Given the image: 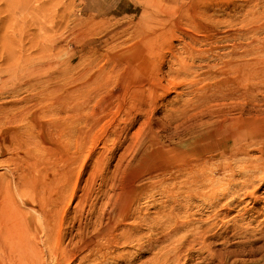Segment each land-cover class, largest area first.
<instances>
[{
    "label": "rangeland",
    "instance_id": "obj_1",
    "mask_svg": "<svg viewBox=\"0 0 264 264\" xmlns=\"http://www.w3.org/2000/svg\"><path fill=\"white\" fill-rule=\"evenodd\" d=\"M188 1L189 0H0V191H1L0 196L3 197L5 194L7 195V197L2 198V199L5 198L4 199L5 201L3 202V204H8V202L10 200L12 206H14V210L17 212L15 214V216H18L20 218V226H21L20 228L22 229L21 239L23 240V242L21 240V243L19 244V245H21L20 246L21 248L16 247V250L18 248L21 249L24 254L26 253V256H27L29 254L27 251L24 252L25 249L32 250V251L35 249V251L36 252L38 251L37 253H39L38 255H40V257H41V258L39 257L40 258L39 264H53L52 260H53L54 256L55 255L58 256L61 254V253H59L60 252L59 249L61 250L62 246H65L67 244L70 235L77 233L79 231L80 227H81V229H84V226H83L84 223L86 226L85 228H88L89 230H91L90 225H92L91 220L93 219V217L90 216L91 215L90 210H91V207L93 205L90 208L86 205L84 207L85 209H83L82 211L79 212V214L76 217L77 220L75 219V221H78V218H80L81 221L80 220L79 221L80 222L84 221V222L83 223L79 222L80 223L79 226H77V222H75L74 226L72 228L66 226V225H68V223H67V221H65V218H67V217L69 218L75 214V212H73L74 211L73 207H74V204L76 201L75 198L71 200L72 204L70 203V206L66 205V201H64L63 204L62 203L60 204L59 202H57L56 205H53V206L48 205V207L45 208L44 211L39 208V206L41 204L44 205L47 203V200L43 199V197H42V195L46 196V193H44L42 189H43V186L45 188V186L49 182V179L54 175L53 174V166L56 165V167L58 168L60 165L63 164V162L60 159L59 160L61 162H57V163L54 162V159H56V156L60 157L59 156L61 154L60 150H83L82 151L83 152L82 159L77 164V167H79V165H80L81 173H82V174L79 173V181L78 182L80 185L78 183H77V185L82 187L83 183H85L86 179H88V187L90 188L89 190L91 192V200L93 199V194H94V197H95L94 201H97L96 208H97V206H99L98 209L100 210V206H101V208L103 206H105L104 204H105V197H106L105 195L102 194V191L104 188L103 189H101V188L105 186V183L102 181L101 177L105 174L110 175L112 172H114L115 167L118 166L115 164L118 160L117 154H119V152H121V150H133V149L135 150V145L133 144L135 142L131 143L132 140L135 141L136 140L135 138L140 139V137L144 133L141 136H139V135L145 131H147L146 133H148L147 135H149L150 130L148 131L147 128L151 127V131H153L155 134L157 133L159 135L158 137L161 140H165V142L169 143L170 145H176V144L180 143L179 146L183 147L184 144L189 145V143H191L190 141L193 140L195 133L189 134L187 131H185V130L183 131L182 129H180L181 131L179 130V132L177 134H173V132H174L173 128L174 127H173V121L171 120L172 115H178L176 117V119L179 118V119H183V120H184V118L186 120V118L188 119L190 117V119L194 120L193 125L196 128H200L203 125V124L200 125L201 123H209L208 121H211V119L212 120L215 119V116H213V115L215 114V112L217 110H220V109L226 110L229 106L230 107L234 106V108H237L236 106H241V104H242L245 106L244 107L245 109L246 108L250 109L251 107H253L255 109V108H259L260 106L264 107V106H262V105H264V100H262V99H264V91H262V90H264V73L261 72V71H264V70H262V69H264V66H262V65H264V0H193V1L190 0V2H188ZM189 3H190V5L193 4L191 6H194L195 9H197V8L199 9L198 10L199 13H197L195 19H197V20L199 19L201 23L204 22V24L205 23L208 24L207 29L203 28L202 26H200L198 24H196L197 26L193 25L191 27V24L189 25V23H186L187 15L183 13V10H182V14H181L179 12L178 8L179 7H190ZM172 7L174 8L173 12H171V11H169V9H167V8L173 9ZM162 8H165L164 9L165 11L162 10ZM204 9H205V11H204ZM201 10H203L204 14L200 13ZM181 15H182V18L184 20L181 18ZM200 15L201 16L204 15V16H202L203 20H202ZM173 19L180 20V22L183 20V22H185V23L181 22V24H183L182 25L183 27L180 24L179 28L175 29L174 26L171 24ZM205 20H207L208 22H206ZM251 25H253V26H251ZM189 26H190V29H189ZM248 27L249 28L255 27V28H254V30L252 29L253 31L251 30L249 32L248 30H250L251 28L248 29ZM180 28H182V29H180ZM202 28L204 31L205 30L206 31L203 32ZM162 29H164V30H162ZM170 29L172 30V32L168 31ZM179 29L183 30V31L179 32L180 31ZM208 29H209V31H208ZM176 30H177L178 34H177V32H175ZM210 31H212V32L210 33ZM174 32H175V36H174ZM188 32H191V33H188ZM241 32L242 33L244 32L243 33L244 36L242 35ZM185 33H187V35ZM206 33H209V35L208 34L206 35ZM191 34H192V37H188V36H191ZM164 38H166V39L164 40ZM191 38H193V40ZM208 39H209V41H211V42L214 41V42H212V43L210 42V44H211L210 45ZM187 40L189 41V43ZM215 40H216V42H215ZM194 41H195V43H194ZM199 41H202V42L200 43ZM197 42L200 43L199 44L200 48H198ZM144 43L154 47L156 50V54H158V55L154 56L153 55L154 53L152 54L151 52H149ZM190 43H192L193 45L192 44H191L192 46L189 45L191 47H190V49H187V48H189L188 44H190ZM242 43H244V44H242ZM195 44H196V46H195ZM250 44L251 45L253 44L256 47L254 48V46L252 47ZM201 45L203 47H201ZM183 46L184 47L187 46V47L184 48ZM183 48L185 49V52L182 53ZM251 48L254 52L256 50L255 54L253 53L252 50H250ZM172 49L175 51H173ZM186 49L188 51H191L190 55H192V56H188L189 53H187ZM246 49H249L253 55L250 53L249 50H246ZM139 50L142 51V53H141L142 55L141 54L139 55V57H140L139 59H135L134 56L137 55L138 53H140ZM198 50L200 52H198ZM192 51H194V52H192ZM201 51L203 52V55H205L204 53H206L208 58H207V56H202ZM248 51L252 56H249ZM236 52L239 55L242 54L240 56V58L238 57L239 55ZM245 52H246V54L248 53V55H245ZM172 53H174V54H172ZM199 53H201V54H199ZM233 53H235V54H233ZM183 54L184 55L188 54V55L183 56ZM193 54H194V56H193ZM173 55L175 58L173 57ZM221 55H224V56H222V58H221L220 57ZM229 55H232V58H230L231 56H229ZM197 56H198V58H197ZM199 56L203 57L204 63L201 60L202 57L199 58ZM225 56H227L229 58H227V57L225 58ZM254 56L256 59L253 58ZM217 57H219V59ZM223 57H224V59H223ZM141 58H143V59L141 60ZM160 58H161V60H160ZM205 58L207 59V62H206ZM235 58H237V59H235ZM148 59H149V64L147 65L146 62L148 61ZM183 59H185L184 62H183ZM199 59L201 60V62L199 61ZM226 59L227 60L229 59V60L227 61ZM260 59L262 60V62H260L261 61ZM246 60L249 61V63L247 62L248 63L247 65L245 62ZM258 60H260V61H258ZM107 61H110V62H107ZM223 61H224V63H223ZM239 61H242V62L244 61L243 62V63H245L244 66L246 65L248 68H246V66L244 67L243 63L239 62ZM254 61L255 62L257 61L256 64ZM176 62H178V65ZM213 62H215V63H213ZM221 62H222V64H220ZM127 63L128 64L131 63V65L128 66ZM233 63L238 64V66L237 65L234 66ZM117 64H118V66H116ZM126 64H127V66H126ZM145 64H146L147 68L145 67ZM231 64L233 65V66H231V68L227 66V65H231ZM253 64H254V66L252 67ZM110 65L112 67H110ZM179 65H181V66H179ZM249 65H251V66L249 67ZM105 66H106V68H107V66H109V69L113 68L112 69L113 71L109 70L108 68L106 69ZM131 66L133 67L132 69L130 68ZM151 66H152V69H151ZM153 66H154V68H153ZM207 66H209V67L207 68ZM127 67H129V69H131V70H134V69L137 70L138 69L137 70L138 73L141 71H143L142 73H144V74H146L148 71H150V72L155 71V73H156V71H157L158 76L162 73L163 75L161 74L162 77H160V78H162V84H163V80L165 77H166L165 80L168 78L169 81H168V79L166 81L164 80V84L162 85L160 90L158 89V91H161V90L166 91L167 90L166 92L161 91L165 95L163 93H160L162 95H159V92L157 91L159 98H157V99L153 98V99H151L152 102H150L151 100L150 101L148 100L150 97L147 99V97H148L147 92L148 91H147V87L145 88V86H147L146 84H144V85L140 84L141 86L138 85L137 88L133 87V89H131L129 86H126L125 88H123V86L120 85L121 84L120 79L123 75H125L124 72L126 70L127 71L129 70ZM143 67H145V69H143ZM155 67L158 68V70ZM169 67H171V68H169ZM224 67H226V68H224ZM235 67H237L236 70L229 73V71L230 70L232 71L233 70L232 68H235ZM177 68L179 70L178 71L179 73L174 72V71H176ZM171 69H172V71H171ZM246 69H247L248 73L244 72L247 74L245 77L244 76L245 74L242 71H244V70L246 71ZM248 69L251 70V73L254 70H255L254 71L255 73L258 72V74H257L258 76H260V74H261V76L259 78H257V79H260V81L256 79L257 80V81H255L256 86H254V87H252L253 85H251V81L253 79H251L252 75L250 74ZM108 70H109V72H108ZM114 70H115V72H114ZM116 70L118 73H116ZM256 70H258V71H256ZM106 72H107V74H106ZM240 72H242V73H240ZM115 73H116V75H115ZM122 73H124V74H122ZM185 73H188V75H189V73H191L188 76V78H186L189 81H186L184 79V82L186 81L185 84H183V82L181 84V79H182L181 76L184 78ZM192 73L194 76L192 75ZM111 74H113V75H111ZM207 74H208V76H207ZM213 74H215V76ZM241 75H242V77L243 76L244 77L242 78ZM257 75L255 74V78L257 77ZM108 76L110 77L109 79H108ZM247 76H249V77H247ZM191 77L194 78L193 80H195V81H193L191 79ZM212 77L214 79H212ZM101 78L103 80H100ZM113 78L115 81L114 80L112 81ZM118 78H120V79H118ZM241 78H242V81L245 78V80H244L245 82L244 81L243 82L238 81V79L241 80ZM221 79H227V80L224 81L222 84H219V88L214 87L215 86L214 83H217ZM177 80L180 81L181 85L179 84V81H177ZM103 81H106V83L107 82L108 83L107 84L105 82L102 83ZM175 81H176V83H175ZM192 82H195V83H192ZM240 82H242V83H240ZM99 83H101L100 84L101 86L97 87L99 85ZM169 83H170V85H169ZM227 83H228V85L230 84L231 86H228ZM104 84H106L107 87H106V85L104 86ZM109 84H111V85H109ZM112 84L114 85L113 87H112ZM174 84L175 85L177 84V85L175 86ZM193 84H195L197 86V89H196V86L193 87ZM239 84H241V85L239 86ZM249 84H250V86H249ZM164 85L167 86L169 89L168 88L164 89V87H165ZM226 85H227V87H226ZM237 85H238V87H237ZM27 86H29V87L26 88ZM94 86L97 87L96 88L97 91L95 90ZM171 86H174V88L172 87V89H171L170 88ZM198 86H202V87L200 89H198ZM78 87H80V88L78 89ZM102 87H104V88H102ZM141 87H143V88H141ZM221 87H222V89L223 88H225V89L229 88V91L232 89L233 90H232V92H229V91H227L228 89L222 90ZM233 87H235V90ZM25 88H26V90H25ZM202 88H204V89L202 90ZM121 89H123V90H121ZM143 89H144V91H143ZM209 89H211V90L209 91ZM212 89H213V91H212ZM253 89H254V91H253ZM34 90H36V91H34ZM116 90H118V91H116ZM125 90H127V91H125ZM135 90L137 91V93H139V98L137 100H135L136 103L134 102L135 104L138 105V106H136L137 110H135L137 112L136 113L137 115L134 118V116H133L134 114H132V113H134V110H130L129 114L125 113L124 111L127 108H129L127 102L129 101V98H131V96H132L131 94L133 92H135ZM204 90H206L208 93H206V91H204ZM40 91H41V93H39ZM128 91H129V93L131 91L132 92L130 94H128ZM61 92H63L64 94H65V92H68V95L70 96V97H68V95H67V100L64 102V105H62V107L56 108L55 106H52L51 104H49V103H51V100L53 101V99H55L56 96H58ZM105 92L107 94L111 93L112 95L115 94L114 92H116V94H115L116 97L114 98V95H113V98L111 100L110 96L112 97V95L110 94V96L108 95L109 96L108 97L107 95H105L106 94ZM144 92H146V93L144 94ZM214 92H215V94H214ZM222 92H223V94H222ZM226 92L228 95L226 94ZM251 92H252V94H251ZM197 93H199V94H197ZM230 93H234V94L231 95ZM126 94H127V96L129 95L128 96L129 98L126 96ZM141 94H143V95L141 96ZM210 94H212V95H210ZM213 94H214V96H213ZM218 94H220L219 96L222 97L223 99L220 98L218 96ZM224 94H226L227 98L228 99L230 98V99L228 100ZM253 94H255V97ZM54 95H56V96H54ZM208 96H211V98ZM160 97H161V99H160ZM8 98H10V99H8ZM41 98H42L44 103H42ZM205 98L209 103L206 101V102H203V104L201 105L202 101L205 100ZM75 99H80L82 102V105H83V109L82 108L79 109V110H81L80 112H82V110H83V113H80L79 118H78L80 121L78 119L76 120L75 118H73L75 120L74 121L72 119L73 111H69V109H68L71 107V104H72L73 100H75ZM103 99H105L107 101L110 100L109 102H112V104H111L110 110L107 109V113L101 114L100 101H102ZM146 99H147V102H145ZM224 99H225V101H224ZM98 100H100V101L97 102ZM233 100H235V101H233ZM32 101H34V103H32ZM35 101L36 102L38 101V102L36 103ZM130 101H132V100H130ZM142 101L145 102V104L148 103L149 106L154 105L157 102H159V103H157L159 106L155 105V107L153 109L154 113L150 114V112L152 111V110H150L151 107L149 108V110H148V108L146 109V106H148V105H145ZM213 101H215L217 104H215V102L213 103ZM228 101H230V102H228ZM46 102H48V103H46ZM138 102H140V103H138ZM221 102H222V104L225 103L226 105H222ZM84 103H85V105H84ZM96 103L98 106L96 105ZM150 103H154V104H150ZM255 103H256V105H255ZM260 103H262V104H260ZM32 104H34V105H32ZM45 104H47L48 110H45V109H47L46 107L44 108V106H46ZM125 104H126V106H125ZM139 104L145 105V106L140 105L142 110H141V108H138ZM195 104H196V106H195ZM210 104L211 105L213 104L214 107L209 106ZM38 105H40V107ZM41 105H42V107H41ZM48 105H50V106H48ZM187 105L189 108H186ZM120 106H121V108H120ZM182 106L185 108H183ZM36 107L40 108V110L38 108V112H36L37 111ZM51 107H52V112H51ZM92 107H94L95 110H93ZM95 107L97 108V110ZM193 107H195V108L193 109ZM197 107H199V109ZM204 107L205 108L207 107V109H205ZM16 108H17V110H16ZM59 108H60V110H59ZM65 109H68L67 110L68 113ZM188 109H189V111H188ZM196 109H198V110H196ZM212 109H215V110H212ZM41 110L42 111L45 110V111L42 112ZM70 110H73V109L71 108ZM203 110H208L209 113L211 110L215 111V112L211 115H208V116H210L208 118L207 115L201 116L202 115L201 112ZM55 111L57 112V114H54V113H56ZM63 111H64V114L62 113ZM65 111H66V113H65ZM94 111H96V112H94ZM139 111H141V112L143 111V114H144V115L142 114L143 117H140L142 115H141V112H139ZM144 111H145V113H144ZM10 112H13L16 115V119L18 118L16 122H10V123L6 122L5 117ZM20 112L23 113L22 117H21ZM28 112L30 114H28ZM45 112H46V114H45ZM148 112H149V115H148ZM5 113H7V114H5ZM38 113L40 114V116ZM69 113H70V115H69ZM183 113H184V115H183ZM97 114L99 116H97ZM53 115L56 117L54 118ZM195 115H198V116H195ZM58 116L59 117L62 116V117L59 118ZM81 116H82V120H81ZM104 116H105V118H104ZM38 117H39V119H38ZM67 117H69V118H67ZM129 117H131L129 119L130 124H129V122L127 123L128 120L126 119ZM51 118H54V119H51ZM123 118H125V119H123ZM132 118H133V120H131ZM143 118H145L149 122H147ZM25 119H26V121H25ZM57 120H58V122H57ZM143 120H144V122H143ZM150 120L152 123L150 122ZM48 121H50V122H48ZM52 121L54 123H56L57 126H56V124H54V127H53ZM61 121H66V122L64 124V122H61ZM69 121H71V122H69ZM72 121L76 122L77 126H75L76 123L74 125L73 124L74 122L72 123ZM38 122H39V124H38ZM59 122L62 123V126L64 128V130H62V131H65V138H64V136H62L63 132L61 134L62 137L60 136L61 124H59L60 125L59 126L58 125ZM32 123H34V124H32ZM67 123H69L70 124L69 126H72L73 129L68 128L69 126L68 127L66 126ZM118 123L120 126H123V125L125 126V129H126V130L124 129L125 132H124V130L121 131V127H118L119 126ZM125 123H127V124L125 125ZM147 123L149 125H147ZM21 125L23 128H21ZM112 125H113L114 129H115V127L118 130L120 129L119 131L117 129H115V131L117 130L121 134L116 133V132L114 133V131L112 133V131H111V128L113 129ZM127 125L129 128H126ZM158 126H160V127L162 126V127L160 128ZM45 127H47V129ZM52 127H53V130L56 131V134H55V131L53 132V130H51ZM55 127H57V128H55ZM80 128H82V129H80ZM32 129H35L34 131H36V132L32 131ZM47 130H48V132H47ZM57 130L59 131V133ZM68 130H69V132H67ZM70 130H71V132H70ZM126 131H127V133H126ZM171 131H173V132L171 133ZM66 132L69 134L71 133L70 136L72 138ZM81 132H84V133H81ZM50 133H51V135H49ZM168 133H171L172 135L170 136V134H168ZM53 134H55L54 135L55 137L53 136ZM80 134H82V135H80ZM125 134L127 135V137ZM166 134L168 135V137L165 136ZM32 135H34V136H32ZM36 136L38 137V139ZM124 136H125V140H124ZM144 136L146 137V135H144ZM144 136H143V138H145ZM118 137L121 140H123L124 142L121 141ZM60 138H61V140H60ZM73 138H75V139H73ZM77 138L79 139L80 142L78 141ZM73 140H75V142ZM204 140L209 141V142L208 143H201L202 145L199 143L198 146H201L202 150H197L198 152H196L193 155L191 154L192 157H197V158L201 159L200 162L196 163V166L194 165L197 169H199V170H196V172H197L196 175L199 178L201 177V179H202V182L200 179V182L198 183V184H200V187H202V189L201 188L199 189V185L196 183L197 189H195V190H197L199 195L196 194L195 196H192L193 199H192V197L190 199H187V198L185 199L186 196H185V194L183 196V193H184L183 190H184V188L186 190V188L189 186V184L182 186L181 189L178 190L179 188L177 189V186H178L179 181L182 178L180 179V178H174V177H169V176L161 179L160 182L158 181L157 183H154L152 186H149V184H148L149 182H147L149 180L145 179L142 181L140 188H138L140 195H139V199L137 201H139V200L140 201L135 202V210L140 213L139 215L142 216L141 217L142 221L144 220L143 218H145L144 215L146 214V218H145L146 222L144 221L142 223H139V225H140L139 228H141L142 226L143 227L135 233L138 235L140 232L139 236L140 237L142 236L143 239L145 238L144 243H143L144 246L142 244L141 247H137V246H135L134 242H130V243H128L130 245H119V250H116L118 252H123L125 250L126 251L128 250V252H129L128 258L129 257L131 258L130 261L132 259H134L135 264H138L141 262L144 263L145 258H146V260L150 259V255H152V256L155 255L154 251L155 250L158 251V249H159V252H156V256L162 255L164 257L166 255V257L169 258V259L167 258V260L169 261L172 259V261H170V262L167 261L165 263L166 264H168V263L172 264L171 262H173V264H174L173 258H170V256L173 257L174 251L172 250V252H171V250H169L170 247H171L170 249H172V247L174 245H178L179 242H175L176 244H174V241H178V240L182 239L186 233H187L186 235H188V236H185L184 238H187V237L189 238V237H191L193 231H195L197 229L199 231V229H200L199 227H201V226H202L201 229L204 228L205 225L208 223L207 221H209V220H207L208 219L207 214L212 211V209L214 208V204H216V202L220 201L221 199L222 200L219 202L220 204L222 203V201L225 202L226 198L228 199V197L230 195H232L233 193H235V191L237 189H239L238 186H236V187H238L237 189L235 187H233L234 189H232L231 187L233 185L229 186V184H226V182L227 183L232 182L233 180L235 182H237L238 179L241 178V176H243V174H245V175L241 179L243 180V182H247L248 180L253 178V176L256 175V173H257L256 170L252 167L251 163H249V161H248L249 159H252L254 157V155H256V153H257L256 151L249 150L247 152V154L245 152H243L244 153L243 155H242L241 151H238L237 153L236 152L232 153L231 151L228 152V150H227L228 147H230L232 145V142L222 143V144H219V146H214L215 147L214 148L212 146L213 139H212V141L209 140V138L204 139ZM39 141H41L42 143ZM80 143L82 144V146ZM130 144H131V146H130ZM218 147L219 148L223 147L224 150H219ZM34 148H35V150H34ZM111 149L115 150V151H113V152H115L114 153L115 155L114 154L110 155V156L108 155L107 157L103 158L104 164H102V162H98V163L94 162L97 154L100 151L111 150ZM95 152H96V156H95ZM223 152H224V154H222ZM249 152L251 155L249 154ZM240 154L242 156H240ZM90 155H91V157H90ZM66 156L68 157V155H66ZM235 156L237 158H233ZM244 156H247V157L245 158ZM205 157H207V159ZM240 157H242L243 159L242 158L240 159ZM63 159L65 160V158H63ZM236 159H238V162H236ZM92 160H94V161H92ZM104 160L106 162H104ZM239 160L240 161L242 160L241 161L242 163ZM66 162L69 163L68 159L66 160ZM92 162L94 163V165ZM239 162L241 163V165ZM199 163H201L202 165L200 166ZM198 164H199V166H197ZM113 165H114V168H113ZM227 165H229V167L231 169H229L227 167ZM235 165H237V166H235ZM98 166H101V167H98ZM202 166L203 167L205 166L204 167L205 169ZM74 167L76 168L75 165H74ZM103 167H104V169H103ZM200 167L202 168L201 169L202 172L200 171ZM34 169H35V171H34ZM247 169L249 172L251 171V173H249V172L246 173ZM233 170H234L235 174L233 173ZM241 170H243V171L246 170V171L244 173L242 171V173H243L242 174ZM254 170H255V172H254ZM228 171H230V172H228ZM11 172L14 174H12ZM104 172H105V174H104ZM17 173H19V174H17ZM97 173H98V176H97ZM232 173L234 174V176ZM100 174H103V175L101 176ZM227 174H228V176H227ZM236 175L237 176L239 175L240 177L239 176L237 177ZM250 175L252 176L251 178L248 177ZM35 176H36V178H35ZM99 177H100V179H99ZM82 178L83 179L85 178V179L83 180ZM178 179H180V180H178ZM221 179H224V180L222 181ZM225 179H226V181H225ZM240 180L237 182V184L243 183ZM4 181H5V183H4ZM83 181H85V182H83ZM2 182H3V184H2ZM208 182H210V183L214 182L216 185H214V184L210 185V183H208ZM41 183H42V185H41ZM176 183H177V186H176ZM201 183H203L205 185V187H203L204 185ZM205 183H207L208 187L206 186ZM7 185H8V187H7ZM98 185H100V186H98ZM223 185L226 186V187L224 186V188H227V190L223 188ZM209 186H211V187L209 188ZM219 186H221V187H219ZM91 187H93V188H91ZM150 187H152V188H150ZM161 187H164V190L166 192ZM172 187H174L175 190H174V188L172 189ZM105 188H106V186H105ZM182 188H183V190H182ZM217 188L221 189L222 191L225 190L224 192L226 193V195H229V196L226 197V195H225L224 197L220 198L219 200H216L217 198L211 199V197L201 196L204 193L206 195L210 189L215 191V190H217ZM230 188H231V190H230ZM100 189H101V191H100ZM161 189L163 190V192L159 191ZM168 189H171V190H168ZM176 189H177V191H176ZM206 189H208V190H206ZM262 189H264V185H262L261 188L257 191V194H258V192H260L259 193L260 200L257 201L256 203H254L251 206V209L249 211H247L245 213V215L243 213L244 218L242 216L239 217L238 213L236 212L239 210V207L233 208V210H232L233 212L231 211L232 213L230 212L229 213L230 215L228 214L229 216L227 215V216H225L226 218L224 217V219H228V220H230L234 217L235 218V220H234L235 224H237L239 228H242V230H243L242 226H245V224L248 223L247 230L245 228V232H243L244 231L243 230L242 231L243 233L241 232L240 234L236 235V238L234 236V238L230 239V235H231V237H233L231 234L233 232H231V228L229 227L225 233L226 239L229 238L228 240L232 242V240H234V239L238 240L240 237L239 240H241L243 238L242 236L244 235V233H247V236H249L250 238L253 236L251 239L257 237V238H255V239H257L256 245L260 244L261 240H259L258 237L260 236V232L262 230H264V229L260 230V228H264V226H262V225H264V221H261V220H264V200H262V199H264V193H262V191H264V190H262ZM173 190L176 191L177 194ZM200 190L201 191L203 190V192H200ZM16 191H18L17 194H16ZM96 191L98 193H96ZM180 191H181V195H179ZM79 192L77 191V194ZM167 192H168V194H166ZM173 192H174V194H173ZM231 192H232V194H231ZM144 193H146V194L144 195ZM244 193H245V191L243 190L242 192L239 191L238 194H240L241 197L243 196L242 198H243V200L245 199L244 201H246L247 204H250L249 201L246 200L248 198L244 197L245 196ZM98 194H99V197H98ZM17 195H19V196H17ZM102 195L104 197H102ZM166 196L168 198H165ZM199 196H201V197H199ZM1 197H0V199H1ZM100 197L102 199H100ZM179 197H181V199H179ZM195 197H196V199H195ZM103 198H104V200H103ZM176 198L179 201H176L175 200ZM200 199L203 202L200 201ZM91 200H89V201H91ZM102 200H103V202H101ZM182 200L183 201L186 200V202L184 201V204H183ZM167 201L169 204L167 203ZM188 201H189V203L187 204ZM209 201L212 203V206H211V203H209ZM177 202H179V203H177ZM181 202H182V204H181ZM206 202H208V203H206ZM102 204H103V206H102ZM179 204H181V205H179ZM185 204L188 205L189 207H187V206L185 207ZM208 204L210 205V207ZM244 204H245V202H243L241 205H238V206L241 207ZM62 205H63V207H62ZM72 205H73V207H72ZM168 205H169L170 209H169V207H165ZM171 205L172 206L175 205V206L171 208ZM183 206H184V208H183ZM177 207L179 210L177 209ZM167 208L170 210V212H172L171 217L176 218L177 222L176 221L175 222L177 224L180 223V225L177 227L178 229H175V230H179V232L177 233V231H175L173 229H169V227L172 228V226L174 225V224L171 225V221L168 222V223H170V224H168L170 226H168L167 224H166L167 226L165 224L162 225V226H165V228L167 227V229H165L164 227L162 228L161 224L158 225L162 228L161 229L162 232H160V230H159L160 227H157L156 229H152V230L148 229V227H150V226L147 223H149V222L153 223L152 219L157 218V216H160L161 212L163 213V214L161 213L162 215H167V214H165V211L167 210ZM180 208H182V209H180ZM162 209H163V211H162ZM185 209L188 210V213H186L187 210H185ZM56 210H58V211L56 212ZM175 210H176V212H175ZM180 210H182V211H180ZM155 211H156V213H155ZM158 211H160V212H158ZM81 212H83V215L85 213V215L83 216ZM157 212H158V215H157ZM240 212H242V211H240ZM167 213H169L168 210H167ZM183 213L186 215L184 216ZM234 213H235V215L233 216ZM37 214L38 215L40 214V215L36 216ZM152 214L153 215L155 214V215L152 217ZM176 214L180 215V217H178V215H176ZM169 215L170 214H168V216ZM182 215H183V219L185 221L181 218ZM254 215L256 217H253ZM205 216H207V219L204 220ZM40 217H42V219ZM84 217H87V219L86 218L84 219ZM148 217L151 218L150 221H149ZM200 217L202 218V221L200 220L201 219ZM251 217L256 218V220H254ZM37 218H39V220ZM178 218L179 219L181 218L180 221L183 220L184 222L183 221L180 222ZM190 218H192V219L194 218L193 221L192 220L190 221ZM238 218H239V221H238ZM249 218H250V220H249ZM22 219H23V221H22ZM236 219H237V221H236ZM251 219H253V220H251ZM45 220H46V222H45ZM174 220L175 219L172 220L173 223H174ZM197 220L199 221V223L204 222L205 225L202 223L198 224ZM244 220H246L247 222H245ZM39 221H41L42 223ZM89 221H91V222H89ZM118 221L121 222V220H118ZM188 221L190 222V223H188V225L190 224L188 226V227H190L189 228L190 233H189V229H188L187 223H186ZM241 221H244L245 224H242L243 222H241ZM230 222H232V221L230 220ZM230 222H229V224H231ZM63 223L66 225H64ZM88 223H89V226H88ZM144 223H146V224H144ZM181 223H183V224L181 225ZM194 223H195V225H194ZM41 224L45 225L47 229L45 228V226L44 227H43V225L41 226ZM48 224L50 226H48ZM141 224H144V225H141ZM249 224H251V226H249ZM63 225H64V227H63ZM196 225H199V226L197 227ZM180 227H182V230ZM192 227H193V229H191ZM48 228H49V230H48ZM168 229H169V231H167ZM126 230H128L127 227H124V228L120 227L117 230V232H119V233L125 232ZM146 231H147V233H146ZM155 231L158 232V233L156 232L158 235H156ZM174 231H175V234L172 235L171 233ZM185 231H186V233H185ZM257 231L258 232L260 231V232L258 233ZM49 232H50V235H48ZM108 232H109V228L106 230V232H104L102 234L101 237L102 238L105 237ZM169 232H170V235H169ZM62 233H66V234L64 236H62ZM159 233H161V234H159ZM228 233H230V234H228ZM251 233H252V235H251ZM147 234H149V235H147ZM166 234H167V236H166ZM241 234H242V236H239ZM26 235H27V237H26ZM160 235L163 237L164 240L161 238ZM174 235L176 237L178 235L179 236L181 235V236L179 239H177L174 237ZM28 236H29V238H28ZM31 236H32V238H30ZM148 236H151V238H153V237L158 238L160 236L159 239H157V240L159 242H161L160 239H162V242L164 241V243L162 244L163 246L158 241L156 242L157 244L155 242H152V244H150L149 241L148 242L146 241L147 243H149V246H148V244L145 243V240ZM170 236L173 238V240L171 239ZM36 237L40 238V243H39V238L37 239ZM45 238L47 239V241L45 240ZM168 238H169V240H168ZM30 239H34L35 243L31 245V243L34 242V240H30ZM48 239L50 240L49 242H48ZM165 239L168 241H165ZM170 239L172 242L170 241ZM76 240H77L76 238L75 239L73 238L72 244H75ZM41 241H43V243H45L44 245L42 243L43 246H45V245L46 246L49 245V246H47V248H46V246L43 248V246H41ZM62 241H63V243H61ZM219 241L217 240L216 242L219 243ZM169 242H171V244ZM167 243H168V245L170 244L169 247H168V245H166ZM131 244H132V247H131ZM154 244L157 246L158 249L155 246L153 247ZM172 244H173V246H171ZM36 245H38V246H36ZM150 245L152 246L151 248H150ZM158 245H159V247H158ZM59 246H60V248H59ZM70 246L71 245H68L67 247L70 248ZM23 247L25 249H23ZM37 247L39 248L40 251L42 250V252L44 250V253L42 255H41V252L38 250ZM135 247H137V248L135 249ZM143 247H144V249H143ZM145 247H146V250H145ZM161 248H164L165 251L160 250ZM50 249H51V251H53V254H51V256H49V252H48V251H50ZM107 249H108L107 246L104 245L102 248H100L97 251V253L100 252L99 253V255H100V254L104 253ZM148 249H150V250H148ZM152 249L153 250L155 249V250L153 252H151ZM22 251L20 253H22ZM130 252L132 254H130ZM134 253H136V255L138 257ZM157 253H159V254L157 255ZM29 256H30V259H27V258L24 259L25 263L27 261H29L27 263L31 264L32 262L36 261V260H31L32 256L31 255H29ZM29 256H28V258H29ZM152 256H151V258H152ZM16 257L18 258V256L15 255L14 260L16 259L17 262L14 261L13 259L12 260L10 259L9 260L10 262H9L6 259L8 261V263L6 261H4L5 264H15V263L16 264H20V263L24 264V262L23 263L20 262V260H19L20 258L17 260ZM257 257H258V254L254 255V256H242V258L245 259L244 264H253L251 261L253 260V258L256 259ZM128 258H126L125 260L116 259L117 261L115 259L114 260L112 259L114 263L112 262V260L108 261L107 259L102 258L100 260V262L91 261V263H90L88 261H85V264H99V263L105 264V262H107L109 264H115V263L127 264L126 262L129 261ZM192 258L194 261L197 262L196 256L194 255L189 259L187 258L188 263H190V264L194 263ZM190 259L192 260V262L190 261ZM146 260H145V262H146ZM1 261H0V264H4L3 260H1ZM59 261H60L59 264H68V263L69 264H72V263L77 264L78 263L77 258L74 261H70L69 260V253L65 252V251H64L63 257H60ZM35 264H38V263H35ZM152 264H155V263H152Z\"/></svg>",
    "mask_w": 264,
    "mask_h": 264
},
{
    "label": "bare ground",
    "instance_id": "obj_2",
    "mask_svg": "<svg viewBox=\"0 0 264 264\" xmlns=\"http://www.w3.org/2000/svg\"><path fill=\"white\" fill-rule=\"evenodd\" d=\"M193 1V0H192ZM191 1V2H192ZM177 2V1H176ZM188 2H190V0L188 1ZM195 2V1H194ZM193 2V3H194ZM180 3V2H179ZM187 3V2H186ZM177 4V3H176ZM188 4V3H187ZM198 4V3H197ZM189 5H190V3H189ZM191 5H193V4H191ZM190 5V7H179L178 9H179V12L182 14V10H183V13L184 14H186L187 15V17H186V23H189V25L191 24V27L193 26V25H195V26H197L196 24H198V25H200V26H202L203 28H206L207 29V25L208 24H204V22H200V20L198 19H195L196 18V15H197V13H199L198 12V8L197 9H195V7L194 6H191ZM185 6V5H184ZM173 8V7H172ZM165 8H162V10H164ZM167 9H169V11H171V12H173L174 11V8L173 9H170V8H167ZM177 9V10H178ZM161 10V11H162ZM165 11V10H164ZM168 11V12H169ZM204 11H205V9H204ZM163 12V11H162ZM164 13V12H163ZM200 13H203V10H201L200 11ZM168 14V13H167ZM204 14V13H203ZM178 15V14H177ZM201 16V15H200ZM202 16H204V15H202ZM201 16V18H202V20H203V17ZM169 17V16H168ZM176 17V16H175ZM180 17V16H179ZM181 18H182V15H181ZM179 19V18H178ZM183 19V18H182ZM169 20V19H168ZM184 20V19H183ZM183 20L181 21V22H183ZM206 22H208L207 20H205ZM181 22H180V20H175V19H173V21H172V25L174 26V28L176 29H178L179 28V26H180V24H181ZM183 23H185V22H183ZM170 24V23H169ZM183 24H181V26H182ZM171 26V25H170ZM172 26V27H173ZM187 26V25H186ZM251 26H253V25H251ZM183 27V26H182ZM194 28V27H193ZM198 28V27H197ZM203 28H202V30H203ZM251 28V27H250ZM249 27H248V29H250ZM255 28V27H254ZM254 28H251L250 30H248L249 32L253 29L254 30ZM180 29H182V28H180ZM179 29V30H180ZM189 29H190V26H189ZM212 29V28H211ZM210 29V30H211ZM162 30H164V29H162ZM161 30V31H162ZM214 30V29H213ZM247 30V29H246ZM252 30V31H253ZM167 31V30H166ZM168 31H171L172 32V30L170 29V30H168ZM181 31H183V30H180L179 32H181ZM206 31V30H205ZM204 30H203V32H205ZM208 31H209V29H208ZM175 32H177V30L175 31ZM175 32H174V36H175ZM193 32V31H192ZM202 32V33H203ZM212 31H210V33H211ZM240 32V31H239ZM152 33V32H151ZM157 33V32H156ZM160 33V32H159ZM158 33V34H159ZM164 33V32H163ZM188 33H191V32H188ZM242 33V32H241ZM244 33V32H243ZM243 33H242V35H243ZM253 33V32H252ZM149 34V33H148ZM147 34V35H148ZM171 34V33H170ZM177 34H178V32H177ZM176 34V35H177ZM186 35H187V33H185ZM209 35V33H206V35ZM248 34V33H247ZM146 35V34H145ZM156 35V34H155ZM182 35V34H181ZM203 35V34H202ZM251 35V34H250ZM183 36V35H182ZM185 36V35H184ZM244 36V35H243ZM252 36V35H251ZM250 36V37H251ZM155 37V36H154ZM159 37V36H158ZM161 37V36H160ZM172 37V36H171ZM188 37H192V34H191V36H188ZM205 37V36H204ZM210 37V36H209ZM173 38V37H172ZM166 38H164V40H165ZM192 40H193V38H191ZM214 39V38H213ZM189 40V39H188ZM187 40V41H188ZM212 40V39H211ZM251 40V39H250ZM207 41V40H206ZM205 41V42H206ZM208 41H209V39H208ZM207 41V42H208ZM193 42V41H192ZM200 43L202 42V41H199ZM210 42L211 41H209V44H210ZM212 42H214V41H212ZM211 42V43H212ZM215 42H216V40H215ZM253 42V41H252ZM188 43H189V41H188ZM194 43H195V41H194ZM200 43H198L197 42V44H198V48H200L199 47V44ZM204 43V42H203ZM250 43V42H249ZM257 43V42H256ZM145 44V43H144ZM192 43H190V44H188V46L189 45H191ZM205 44V43H204ZM207 44V43H206ZM214 44V43H213ZM242 44H244V43H242ZM146 45V48L148 49V51L149 52H151L154 56H156V55H158V54H156V50H155V48L154 47H152L151 45H148V44H145ZM193 45V44H192ZM191 45V46H192ZM211 45V44H210ZM251 45V44H250ZM191 46H189V48H187V49H190V47ZM195 46H196V44H195ZM252 47L254 46L253 44L251 45ZM184 47V46H183ZM187 47V46H186ZM186 47H184V48H186ZM201 47H203L202 45H201ZM206 47V46H205ZM256 46H254V48H255ZM182 49V53L183 52H185V49ZM186 49V51H187V53H189V55L188 54H183V56H192V55H190V52L191 51H188ZM193 49V48H192ZM173 50V49H172ZM184 50V51H183ZM200 50V49H199ZM198 50V52H200ZM202 50V49H201ZM246 50H249V49H246ZM245 50V51H246ZM250 50H252V48L250 49ZM249 50V51H250ZM140 51V50H139ZM173 51H175V50H173ZM178 51V50H177ZM249 51H248V53H249ZM253 51V50H252ZM159 52V51H158ZM179 52V51H178ZM192 52H194V51H192ZM247 52V51H246ZM246 52H245V55H248V53L246 54ZM255 52H256V50H255ZM255 52L253 51V53L255 54ZM142 53V51H140V53H138L137 55H135L134 57H135V59H139L140 57H139V55ZM148 53V52H147ZM177 53V52H176ZM202 53V54H201ZM201 53H199V54H201L202 56H207L206 55V53H204L205 55H203V52L201 51ZM231 53V52H230ZM237 53V52H236ZM250 53L252 54V52L250 51ZM249 53V56H252L251 54ZM150 54V53H149ZM148 54V55H149ZM172 54H174V53H172ZM232 54V53H231ZM233 54H235V53H233ZM238 54V53H237ZM142 55V54H141ZM239 55V54H238ZM242 54H240L238 57L240 58V56H241ZM244 55V54H243ZM118 56V55H117ZM152 56V55H151ZM176 56V55H175ZM193 56H194V54H193ZM202 56H199V58L200 57H202ZM222 56H224V55H221L220 57L222 58ZM229 56H231L230 58H232V55H229ZM234 56V55H233ZM150 57V56H149ZM172 57V56H171ZM173 57H174V55H173ZM227 56H225V58H226ZM237 57V58H238ZM257 57V56H256ZM175 58V57H174ZM185 58V57H184ZM192 58V57H191ZM197 58H198V56H197ZM207 58H208V56H207ZM218 59H219V57H217ZM220 58V59H221ZM227 58H229V57H227ZM237 58H235V59H237ZM253 58H255V56L253 57ZM143 58H141V60H142ZM165 59V58H164ZM206 59V58H205ZM223 59H224V57H223ZM250 59V58H249ZM256 59V58H255ZM258 59V58H257ZM109 60V59H108ZM155 60V59H154ZM160 60H161V58H160ZM181 60V59H180ZM184 60L185 59H183V62H184ZM201 60H202V62H203V57L201 58ZM201 60L199 59V61L201 62ZM227 60V59H226ZM229 60V59H228ZM227 60V61H228ZM261 60V59H260ZM260 60H258V61H260ZM205 61V60H204ZM222 61V60H221ZM107 62H110V61H107ZM106 62V63H107ZM114 62V61H113ZM112 62V63H113ZM175 62V61H174ZM180 62V61H179ZM206 62H207V59H206ZM239 62H242V61H239ZM244 62V61H243ZM242 62V63H243ZM246 62V65L249 63V61H245ZM248 62V63H247ZM252 62V61H251ZM255 62V61H254ZM253 62V63H254ZM257 62V61H256ZM256 62H255V64H256ZM260 62H262V60L260 61ZM147 63V65L149 64V59H148V61L146 62ZM177 63V65H178V62H176ZM181 63V62H180ZM204 63V62H203ZM213 63H215V62H213ZM223 63H224V61H223ZM230 63V62H229ZM237 63V62H236ZM109 64V63H108ZM128 64V63H127ZM127 64H126V66H127ZM154 64V63H153ZM156 64V63H155ZM169 64V63H168ZM220 64H222V62L220 63ZM234 64V66L235 65H237L238 66V64H235V63H233ZM240 64V63H239ZM244 64L245 63H243V66H244ZM260 64V63H259ZM112 65V64H111ZM110 65V67H112ZM129 65H131V63H129L128 64V66ZM205 65V64H204ZM245 65V66H246ZM116 66H118V64L116 65ZM115 66V67H116ZM179 66H181V65H179ZM196 66V65H195ZM228 67H230L231 68V66H233L232 64L231 65H227ZM226 66V67H227ZM242 66V65H241ZM242 66V67H243ZM244 66V67H245ZM251 65H249V67H250ZM254 66V64L252 65V67ZM262 66H264V65H262ZM103 67V66H102ZM114 67V66H113ZM145 67L147 68V66H146V64H145ZM145 67H143V69H145ZM201 67V66H200ZM209 66H207V68H208ZM226 67H224V68H226ZM243 67V68H244ZM105 68H106V66H105ZM107 68L109 69V66H107ZM106 68V69H107ZM128 69H129V67H127ZM131 69L133 68L132 66L130 67ZM153 68H154V66H153ZM156 68V67H155ZM169 68H171V67H169ZM203 68V67H202ZM213 68V67H212ZM236 68L237 67H235V68H232L233 70L231 71H229V73H231V72H233V71H235L236 70ZM246 68H248L247 66H246ZM255 68V67H254ZM253 68V69H254ZM113 69V68H112ZM112 69H109V70H112ZM115 69V68H114ZM117 69V68H116ZM131 69H129L128 71L126 70L124 73H125V75H123L122 77H121V79L120 78H118V79H120V81H121V86H123V88H125L126 86H129L131 89H133V87H135V88H137L138 87V85L139 86H141L140 84H146L147 86H145V88L147 87V93H148V97H147V99L150 101L151 99H157V98H159L158 97V94H157V91H158V89L160 90L161 89V87H162V85L164 84V80H165V78H164V80H163V84H162V78H160V77H162L161 76V74L158 76V73H157V71H156V73H155V71L154 72H150V71H148L146 74H144V73H142L143 71H141V72H137V70H131ZM151 69H152V66H151ZM157 70H158V68H156ZM198 69V68H197ZM239 69V68H238ZM242 69V68H241ZM250 69V68H249ZM248 69V70H249ZM109 70H108V72H109ZM169 70V69H168ZM201 70V69H200ZM220 70V69H219ZM260 70V69H259ZM262 70H264V69H262ZM113 71V70H112ZM133 71V72H132ZM152 71V70H151ZM170 71V70H169ZM171 71H172V69H171ZM179 70H178V68L176 69V71H174V72H178ZM216 71V70H215ZM253 71V70H252ZM255 71V70H254ZM252 72L251 73V70H249V72H250V74L252 75V78L251 79H253L252 81H251V85H253L252 87H254V86H256L255 84V81H257V80H259L260 81V79H257V78H259L260 76H261V74H260V76H258L257 74H258V72ZM256 71H258V70H256ZM261 71V70H260ZM114 72H115V70H114ZM113 72V73H114ZM161 72V71H160ZM197 72V71H196ZM218 72V71H217ZM226 72V71H225ZM228 72V71H227ZM243 73L244 72H247V69H246V71L244 70V71H242ZM242 72H240V73H242ZM262 73H264V71H261ZM116 73H118L117 72V70H116ZM116 73H115V75H116ZM124 73H122V74H124ZM154 73V74H153ZM179 73V72H178ZM228 73V74H229ZM248 73V72H247ZM106 74H107V72H106ZM105 74V75H106ZM191 73H189V75H190ZM197 74V73H196ZM245 75V77H246V73H244ZM255 74L257 75V77L255 78ZM102 75V74H101ZM111 75H113V74H111ZM163 75V74H162ZM184 75V74H183ZM188 73H185V77L183 78L181 75V78L183 79H181V84H182V82H183V84H185V82L186 81H189V80H187L186 78H188ZM192 75H193V73H192ZM211 75V74H210ZM214 76H215V74H213ZM212 75V76H213ZM243 75V74H242ZM242 75H241V77H242ZM250 75V76H251ZM107 76V75H106ZM194 76V75H193ZM192 76V77H193ZM207 76H208V74H207ZM240 76V75H239ZM243 76V77H244ZM126 77V78H125ZM179 77V76H178ZM191 77V79L193 80L194 78H192ZM211 77V76H210ZM242 77V78H243ZM247 77H249V76H247ZM66 78V77H65ZM107 78V77H106ZM110 77L108 76V79H109ZM115 78V77H114ZM114 78L112 79V81L114 80ZM208 78V77H207ZM218 78V77H217ZM242 78H241V80H239L238 79V81H242ZM96 79V78H95ZM105 79V78H104ZM116 79V78H115ZM168 79V78H167ZM166 79V80H167ZM184 79L186 80L185 82H184ZM212 79H214L213 77H212ZM232 79V78H231ZM236 79V78H235ZM234 79V80H235ZM247 79V78H246ZM257 79V80H256ZM100 80H103L102 78L100 79ZM165 80V81H166ZM227 79H221L220 81H218L217 83H214V87H217V88H219V84H222L224 81H226ZM237 80V79H236ZM244 80H245V78H244ZM243 80V81H244ZM97 81V80H96ZM108 81V80H107ZM115 81V80H114ZM119 81V80H118ZM117 81V82H118ZM168 81H169V79H168ZM172 81V80H171ZM177 81H179V80H177ZM193 81H195V80H193ZM209 81V80H208ZM211 81V80H210ZM242 81V82H243ZM106 83V81H103L102 83ZM111 82V81H110ZM173 82V81H172ZM197 82V81H196ZM242 82H240V83H242ZM245 82V81H244ZM97 83V82H96ZM95 83V84H96ZM108 83V82H107ZM106 83V84H107ZM120 83V82H119ZM171 83V82H170ZM170 83H169V85H170ZM175 83H176V81H175ZM191 83V82H190ZM192 83H195V82H192ZM210 83V82H209ZM238 83V82H237ZM94 84V85H95ZM101 83H99V85L97 86V87H99V86H101L100 85ZM106 84H104V86L106 85ZM172 84V83H171ZM179 84H180V81H179ZM180 84V85H181ZM232 84V83H231ZM42 85V84H41ZM109 85H111V84H109ZM116 85V84H115ZM118 85V84H117ZM142 85V86H143ZM168 85V86H169ZM173 85V84H172ZM175 85V84H174ZM177 85V84H176ZM175 85V86H176ZM198 85V84H197ZM203 85V84H202ZM227 85H228V83H227ZM227 85H226V87H227ZM235 85V84H234ZM241 84H239V86H240ZM243 85V84H242ZM96 86V85H95ZM94 86V88H95V90H96V88L97 87H95ZM114 85L112 84V87H113ZM165 86V85H164ZM163 86V87H164ZM191 86V85H190ZM189 86V87H190ZM194 86H196L195 84H193V87ZM225 86V85H224ZM228 86H231L230 84L228 85ZM247 86V85H246ZM249 86H250V84H249ZM29 86H27L26 88H28ZM106 87H107V85H106ZM166 87V88H165ZM164 87V89H167L168 87L167 86H165ZM172 87L174 88V86H171L170 88L172 89ZM202 86H198V89H200ZM207 87V86H206ZM237 87H238V85H237ZM26 88H25V90H26ZM60 88V87H59ZM80 87H78V89H79ZM102 88H104V87H102ZM141 88H143V87H141ZM192 88V87H191ZM208 88V87H207ZM206 88V89H207ZM234 88V90H235V87H233ZM30 89V88H29ZM106 89V88H105ZM129 89V88H128ZM169 89V88H168ZM196 89H197V86H196ZM204 88H202V90H203ZM221 89H222V87H221ZM223 89H225V88H223ZM222 89V90H223ZM228 89V90H227ZM227 89H225V90H227V91H229V88H227ZM244 89V88H243ZM37 90V89H36ZM36 90H34V91H36ZM119 90V89H118ZM118 90H116V91H118ZM121 90H123V89H121ZM137 90V89H136ZM135 90V92H133L130 96H131V98H129L128 96H127V94H126V96L129 98V101L127 102L128 103V107L129 108H127L124 112L125 113H127V114H129V112H130V110H134V113H132V114H134L133 116H134V118L136 117V111L135 110H137V108H136V106H138L137 104H135L136 103V101L135 100H137L138 98H139V93H137V91ZM139 90V89H138ZM141 90V89H140ZM146 90V89H145ZM201 90V91H202ZM211 89H209V91H210ZM220 90V89H219ZM221 90V91H222ZM233 90V89H232ZM232 90H230L229 92H232ZM29 91V90H28ZM60 91V90H59ZM79 91V90H78ZM97 91V90H96ZM99 91V90H98ZM109 91V90H108ZM114 91V90H113ZM125 91H127V90H125ZM142 91V90H141ZM143 91H144V89H143ZM161 91H165V90H161ZM161 91H158L159 92V95H162V94H160V93H163V92H161ZM167 91V90H166ZM165 91V92H166ZM204 91H206V90H204ZM212 91H213V89H212ZM220 91V92H221ZM253 91H254V89H253ZM252 91V92H253ZM262 91H264V90H262ZM73 92V91H72ZM111 92V91H110ZM109 92V93H110ZM132 92V91H131ZM130 92V93H131ZM248 92V91H247ZM252 92H251V94H252ZM261 92V91H260ZM39 93H41V91L39 92ZM62 93V94H61ZM58 96H56V95H54V96H56V98L55 99H53V101L51 100V103H49V104H51L52 106H55L56 108H58V107H62V105H64V102L67 100V95H68V92H65V94L63 93V92H61ZM67 93V94H66ZM79 93V92H78ZM97 93V92H96ZM106 93V92H105ZM112 93V92H111ZM110 93V94H111ZM115 94H116V92H114ZM129 93V91H128V94H130ZM142 93V92H141ZM146 92H144V94H145ZM204 93V92H203ZM206 93H208L207 91H206ZM211 93V92H210ZM217 93V92H216ZM239 93V92H238ZM249 93V92H248ZM56 94V93H55ZM70 94V93H69ZM72 94V93H71ZM94 94V93H93ZM110 94H105V95H109L110 96ZM115 94H113L114 95V98L116 97L115 96ZM164 94V93H163ZM197 94H199V93H197ZM214 94H215V92H214ZM214 94H213V96H214ZM222 94H223V92H222ZM226 94H227V92H226ZM226 94H224L225 96H226ZM231 95H233L234 93H230ZM242 94V93H241ZM96 95V94H95ZM112 95V94H111ZM113 95H112V97L110 96V98H111V100H112V98H113ZM143 94H141V96H142ZM147 95V94H146ZM154 95V96H153ZM165 95V94H164ZM203 95V94H202ZM210 95H212V94H210ZM220 94H218V96H219ZM228 95V94H227ZM239 95V94H238ZM254 95V97H255V94H253ZM38 96V95H37ZM108 96V97H109ZM140 96V97H141ZM199 96V95H198ZM262 96V95H261ZM68 97H70L69 95H68ZM118 97V96H117ZM197 97V96H196ZM208 97H210L211 98V96H208ZM220 97V96H219ZM18 98V97H17ZM16 98V99H17ZM20 98V97H19ZM39 98V97H38ZM54 98V97H53ZM107 98V97H106ZM126 98V97H125ZM216 98V97H215ZM220 98H222V97H220ZM226 98H227V96H226ZM8 99H10V98H8ZM15 99V100H16ZM40 99V98H39ZM50 99V98H49ZM70 99V98H69ZM109 99V98H108ZM147 99H146V101L145 102H147ZM160 99H161V97H160ZM219 99V98H218ZM223 99V98H222ZM228 99V98H227ZM230 99V98H229ZM228 99V100H229ZM38 100V99H37ZM41 100H42V98H41ZM40 100V101H41ZM115 100V99H114ZM122 100V99H121ZM130 100H132V101H130ZM145 100V99H144ZM203 100V99H202ZM217 100V99H216ZM236 100V99H235ZM235 100H233V101H235ZM262 100H264V99H262ZM22 101V100H21ZM48 101V100H47ZM69 101V100H68ZM100 100H98L97 102H99ZM110 101V100H109ZM109 101H107V100H105V99H103L102 101H100V109H101V114H104V113H107V109H109L110 110V108H111V104H112V102H109ZM123 101V100H122ZM139 101V100H138ZM207 100H206V98H205V100H203L202 101V103H201V105L203 104V102H206ZM220 101V100H219ZM224 101H225V99H224ZM232 101V102H233ZM245 101V100H244ZM254 101V100H253ZM15 102V101H14ZM36 102V101H35ZM38 102V101H37ZM36 102V103H37ZM96 102V101H95ZM135 102V103H134ZM143 102V101H142ZM145 102H143L144 104H145ZM150 102H152V100L150 101ZM208 102V101H207ZM215 101H213V103H214ZM218 102V101H217ZM228 102H230V101H228ZM32 103H34V101H32ZM42 103H44L43 102V100H42ZM46 103H48V102H46ZM138 103H140V102H138ZM156 103V102H155ZM157 103H159V102H157ZM154 104V103H150V104H154V105H148V103L147 104H145V105H148V106H146V109L148 108V110H149V108L151 107V109L150 110H152L151 112H150V114H152V113H154L153 112V109H154V107H155V105H157V106H159L158 104ZM189 103V102H188ZM209 103V102H208ZM211 103V102H210ZM224 103V102H223ZM144 104H139V107L138 108H141L140 107V105H143V106H145ZM163 104V103H162ZM199 104V103H198ZM215 104H217L216 102H215ZM214 104V105H215ZM221 104H222V102H221ZM230 104V103H229ZM236 104V103H235ZM249 104V103H248ZM260 104H262V103H260ZM31 105V104H30ZM32 105H34V104H32ZM37 105V104H36ZM46 106H44V108L46 107L47 108V104H45ZM84 105H85V103H84ZM96 105H97V103H96ZM95 105V106H96ZM189 105V104H188ZM188 105H187V107L186 108H189L188 107ZM200 105V106H201ZM222 105H226L225 103L224 104H222ZM221 105V106H222ZM255 105H256V103H255ZM259 105V104H258ZM39 107H40V105H38ZM48 106H50V105H48ZM98 106V105H97ZM122 106V105H121ZM121 106H120V108H121ZM125 106H126V104H125ZM124 106V107H125ZM194 106V105H193ZM195 106H196V104H195ZM198 106V105H197ZM199 106V107H200ZM205 106V105H204ZM209 106H211V107H214L213 106V104L211 105H209ZM232 106V105H231ZM236 106V105H235ZM262 106H264V105H262ZM39 107H36L37 108V111L36 112H38V108ZM41 107H42V105H41ZM67 107V106H66ZM113 107V106H112ZM183 107V106H182ZM191 107V106H190ZM199 107H197L198 109H199ZM210 107V108H211ZM219 107V106H218ZM217 107V108H218ZM237 108H234V106L233 107H228L226 110H222V109H220V110H217L216 112L215 111H212V110H215V109H212L211 111H210V113H209V111L208 110H203L202 112H201V116H204V115H207V117L209 118L210 116H208V115H211V114H213L214 112H215V114L213 115V116H215V119H211V121H208L209 123H201L200 125H202V127H200V128H196L194 125H193V123H194V120L193 119H190V117L187 119L186 118V120H185V118H184V120L183 119H179V118H177L176 119V117L178 116V115H172L171 116V120L173 121V129H174V132L173 131H171V133L173 132V134H177L178 132H179V130L180 129H182L183 131L185 130V131H187L189 134H194V138H193V140H191L190 142L191 143H189V145H183V147H181V146H179V144H176V145H170L169 143H167V142H165V140H161L158 136V134L156 133H154L153 131H151V127H149V128H147V130L150 132V134L149 135H147L148 133H146L147 131H145V132H142L139 136H141L143 133V135L140 137V139L138 138H135L136 140L135 141H133L132 140V142L131 143H133V142H135V143H133L134 145H135V150L133 149V150H121V152H119V154H117L118 155V160H117V162L115 163L116 165H118V166H116L115 167V169H114V172H112L110 175L108 174V175H106L105 174V172H104V174L105 175H103V174H100L102 177V181L105 183V186H106V188H105V186L104 187H102L101 189H103V191H102V194L103 195H105L106 197H105V206H103V204H102V208H101V206H100V210L98 209V207L99 206H97V208H96V204H97V201H94L95 199V197H94V194H93V199L91 200V192H90V188L88 187V179H86V182L85 181H83V182H85V183H83V186L82 187H80V186H78L77 185V183L79 184V173H81V167H80V165H79V167H77V164H78V162L82 159V155H83V150H60V157H57L56 156V159H54V162L55 163H57V162H63V164L62 165H60L58 168L56 167V165H54L53 166V176L49 179V182L47 183V185L45 186V188H44V186H43V192L44 193H46V196H44V195H42V197H43V199H46L47 200V203L46 204H41L40 206H39V208L41 209V210H45V208H47L48 207V205H51V206H53V205H56V203L57 202H59L60 204L62 203H64V201H66V205H69L70 206V203H71V200L72 199H74L75 198V204H74V207H73V205H72V207L74 208V211L73 212H75V214L74 215H72L71 217H67V218H65V221H67V223H68V225H66V224H64V225H66V226H68V227H70V228H72L73 226H74V223L75 222H77V226H79L80 225V223H83L84 221H82V222H80L81 221V219L80 218H78V221H75V219H76V217H77V215L79 214V212L80 211H82L83 209H85L84 207L87 205L89 208L91 207V210H90V216H92L93 217V219L91 220L92 221V225H90V227H91V230H89L88 228H85L86 226H85V223H84V229H81V227L79 228V231L77 232V233H75V234H73V235H70V237H69V239H68V242H67V244L65 245V246H62V249L60 250L59 249V253H61L60 255H58V256H56L55 254V256H54V258H53V264H59L60 263V261H59V259H60V257H63V255H64V251L65 252H68L69 253V260L70 261H74L76 258H77V264H85V261H88V262H90L91 263V261H97V262H100V260L102 259V258H105V259H107L108 261L109 260H116V259H123V260H125L126 258H128V250L126 251L125 249V251H123V252H118V251H116V250H119V245H130V244H128V243H130V242H134V244H135V246H137V247H141V245L144 243V239H143V237L141 236H139V234H140V232H139V234L137 235L135 232H137L139 229H141V228H139L140 227V225H139V223H142V222H144L145 221V218H146V214L144 215V217L145 218H143L144 220L142 221V216L141 215H139L140 213L139 212H137L136 210H135V202L139 199V195H140V193H139V189L138 188H140V186H141V184H142V181L143 180H145V179H148L149 181H147V182H149L148 184H149V186H152L154 183H157L158 181L160 182V180L161 179H163V178H165V177H167V176H169V177H174V178H182L181 180L180 179H178V180H180L179 181V183H178V186H177V183H176V186H177V189L178 190H180L181 189V187L182 186H184V185H186V184H189V186L186 188V190H185V188H184V190H183V188H182V190L184 191V193H183V196H184V194H185V199L187 198V199H190L192 196H195L196 194L197 195H199L198 194V192H197V190H195V189H197L196 188V183L198 184L199 182H200V179H201V177L199 178L197 175H196V170H199V169H197L195 166H196V163H198V162H200V160L201 159H199V158H197V157H192L191 156V154L193 155V154H195L196 152H198L197 150H202V148H201V146H198L199 145V143L201 144V143H208L209 141H206V140H204V139H208L209 138V140H211L212 141V139H213V143H212V146L214 147V146H219V144H222V143H229V142H232V145L230 146V147H228V152L229 151H231L232 153H234V152H238V151H241V153H242V155L244 154L243 152H245L246 154H247V152L249 151V150H254V151H256L257 153H256V155H254V157L252 158V159H249L248 161H249V163H251V165H252V167L256 170V175L255 176H253V178H251L252 176L250 175V176H248V177H250L251 179L250 180H248L247 182H243V180L241 179L242 177H244V175L245 174H243L245 171H243V170H241V173H242V171H243V176H241V178H239L238 179V181L240 180V181H242L243 183H239V184H237V182H235L234 180L232 181V182H226V184H229V186L230 185H233L231 188L232 189H234L233 187H235L236 189L239 187V189H237L236 191H235V193H233L232 194V192H231V194L232 195H226V193L224 192V191H222L221 189H218L217 188V190H212V189H210L208 192H207V194L205 195V193L204 194H202L201 196H203V197H211V199L212 198H217L216 200H219L220 198H222V197H224L225 195H226V197H228V199L226 198V200H225V202H223L222 201V203L220 204L219 202L222 200H220V201H218V202H216V204H214V208L212 209V211L210 212V213H208L207 214V216H208V219H207V216H205L204 217V220L205 219H207V220H209V221H207L208 223L205 225V223L203 222H201L202 221V218L200 219L201 221V223L202 224H204L205 225V227L204 228H202L201 229V227H199L200 229H199V231H198V229L197 230H195V231H193V233H192V235H191V237H187V238H184L185 236H188V235H186L187 233H186V231H185V236L182 238V239H180V240H178V241H174V244H176L175 242H179L178 243V245H174L173 246V244L171 245V246H173L172 247V249H170L169 248V250H171V252H172V250L174 251V254H173V257H171L170 256V258H173V260H174V264H190V263H188V260H187V258L189 259V258H191L192 256H196V259H197V262L196 261H194L193 260V258H192V260L194 261V263L195 264H244V260L245 259H243L242 258V256H254V255H257L258 254V257L255 259V258H253V260L251 261L253 264L255 263V264H264V230H262L261 232H260V236L258 237V239L259 240H261V242H260V244L259 245H256V243H257V239H255V238H257V237H255V238H253V239H251L249 236H247V233H244V235L242 236V234L241 235H239V236H242L241 238V240H239L240 239V237H239V239L237 240H232V242L231 241H229L228 239H226L225 238V233H226V231L228 230V228L230 227L231 228V232H233V233H231L232 234V236L233 237H231V235H230V239L231 238H234V236H235V238H236V235H238V234H240L243 230V232H245V228H246V230H247V228H248V223H244V221L245 222H247L246 220H244V221H241V222H243L242 224H245V226H242L243 227V230H242V228H239L238 227V225L237 224H235V218L233 217H231L232 219H230L232 222H230V220H228V219H224V217L225 216H227L232 210H233V208H238L239 207V210L238 211H236L237 213H238V216L240 217V216H242L243 218H244V216H243V213H244V215H245V213L247 212V211H249L250 209H251V206L254 204V203H256L257 201H259L260 200V197H259V193L260 192H258V194H257V191L261 188V186L262 185H264V107H259V108H253V107H251L250 109L249 108H244L245 106L244 105H242L241 104V106H236ZM256 107V106H255ZM73 109V110H70V109ZM83 109V105H82V102H81V100L80 99H75V100H73V102H72V104H71V107L70 108H68L69 109V111H73V116H72V119L73 118H75L76 120L79 118V115H80V113H83V110H82V112H80L81 110H79V109ZM93 108V110H95L94 109V107H92ZM96 108V107H95ZM126 108V107H125ZM183 108H185V107H183ZM195 107H193V109H194ZM205 108V107H204ZM221 108V107H220ZM42 109V108H41ZM68 109H65L66 111L68 110ZM124 109V108H123ZM145 109V108H144ZM143 109V110H144ZM145 109V110H146ZM191 109V108H190ZM198 109H196V110H198ZM205 109H207V107L205 108ZM219 109V108H218ZM16 110H17V108H16ZM39 110H40V108H39ZM45 110H48V108L47 109H45ZM45 110H43V111H45ZM59 110H60V108H59ZM64 110V109H63ZM96 110H97V108H96ZM140 110V109H139ZM141 110H142V108H141ZM147 110V111H148ZM156 110V109H155ZM23 111V110H22ZM42 111V110H41ZM42 111V112H43ZM66 111H65V113H66ZM112 111V110H111ZM188 111H189V109H188ZM195 111V110H194ZM27 112V111H26ZM41 112V113H42ZM47 112V111H46ZM46 112H45V114H46ZM51 112H52V107H51ZM56 112V111H55ZM94 112H96V111H94ZM110 112V111H109ZM121 112V111H120ZM133 112V111H132ZM139 112H141V111H139ZM21 113V112H20ZM19 113V114H20ZM49 113V112H48ZM47 113V114H48ZM63 114H64V111L62 112ZM67 113H68V111H67ZM144 113H145V111H144ZM147 113V112H146ZM192 113V112H191ZM198 113V112H197ZM5 114H7V113H5ZM18 114V115H19ZM28 114H30L29 112H28ZM39 114V113H38ZM44 114V115H45ZM53 114V113H52ZM51 114V115H52ZM54 114H57V112L56 113H54ZM96 114V113H95ZM99 114V113H98ZM97 114V116H99ZM109 114V113H108ZM107 114V115H108ZM122 114V113H121ZM143 114V111L141 112V115ZM22 115H23V113H21V117H22ZM49 115V114H48ZM69 115H70V113H69ZM94 115V114H93ZM124 115V114H123ZM126 115V114H125ZM140 115V114H139ZM144 115V114H143ZM143 115L142 116H140V117H143ZM146 115V114H145ZM148 115H149V112H148ZM183 115H184V113H183ZM192 115V114H191ZM199 115V114H198ZM198 115H195V116H198ZM39 116H40V114H39ZM47 116V115H46ZM54 116V115H53ZM64 116V115H63ZM130 116V115H129ZM147 116V115H146ZM163 116V115H162ZM189 116V115H188ZM193 116V115H192ZM25 117V116H24ZM56 116H54V118H55ZM59 117V116H58ZM60 117H62V116H60ZM59 117V118H60ZM96 117V116H95ZM149 117V116H148ZM6 118V122H8V123H10V122H16L17 121V119H16V115L13 113V112H10V113H8L7 114V116L5 117ZM26 118V117H25ZM36 118V117H35ZM54 118H51V119H54ZM67 118H69V117H67ZM71 118V117H70ZM104 118H105V116H104ZM131 117H129V118H126L128 121H127V123L129 122V119H130ZM147 118V117H146ZM161 118V117H160ZM38 119H39V117H38ZM63 119V118H62ZM122 119V118H121ZM123 119H125V118H123ZM137 119V118H136ZM143 119H145V118H143ZM150 119V118H149ZM28 120V119H27ZM61 120V119H60ZM65 120V119H64ZM74 120V119H73ZM79 120V119H78ZM81 120H82V116H81ZM99 120V119H98ZM131 120H133V118L131 119ZM146 120V119H145ZM165 120V119H164ZM20 121V120H19ZM25 121H26V119H25ZM67 121V120H66ZM66 121H61V122H64V124H65V122ZM75 121V120H74ZM74 121H72V123L74 122ZM80 121V120H79ZM124 121V120H123ZM136 121V120H135ZM147 122H149L148 120H146ZM155 121V120H154ZM167 121V120H166ZM170 121V120H169ZM207 121V120H206ZM48 122H50V121H48ZM53 122V121H52ZM51 122V123H52ZM57 122H58V120H57ZM61 122H59L58 123V125L59 124H61V133H60V136H61V134H62V132H63V135L62 136H64V138H65V131H62V130H64V128H63V126H62V123ZM69 122H71V121H69ZM99 122V121H98ZM97 122V123H98ZM132 122V121H131ZM143 122H144V120H143ZM142 122V123H143ZM150 122H151V120H150ZM71 123V124H72ZM75 123L76 122H74L73 124L75 125ZM81 123V122H80ZM79 123V124H80ZM127 123H125V125L127 124ZM152 123V122H151ZM161 123V122H160ZM159 123V124H160ZM168 123V122H167ZM171 123V122H170ZM32 124H34V123H32ZM38 124H39V122H38ZM54 124H56V123H54L53 122V127H54ZM95 124V123H94ZM121 124V123H120ZM129 124H130V122H129ZM128 124V125H129ZM141 124V123H140ZM2 125V124H1ZM26 125V124H25ZM51 125V124H50ZM70 124L69 123H67L66 124V126L68 127ZM118 125H119V123H118ZM128 125H127V127L126 128H129L128 127ZM147 125H149L148 123H147ZM199 125V124H198ZM199 125V126H200ZM35 126V125H34ZM52 126V125H51ZM56 126H57V124H56ZM60 126V125H59ZM65 126V127H66ZM75 126H77V123H76V125ZM131 126V125H130ZM140 126V125H139ZM163 126V125H162ZM161 126V127H162ZM53 127H52V129L51 130H53ZM66 127V128H67ZM112 127H113V125H112ZM118 127H121V131L122 130H124L125 129V126L123 125V126H118ZM158 127H160V126H158ZM160 127V128H161ZM165 127V126H164ZM21 128H23L22 127V125H21ZM35 128V127H34ZM46 129H47V127H45ZM44 128V129H45ZM55 128H57V127H55ZM60 128V127H59ZM68 128H72V126H69ZM50 129V128H49ZM73 129V128H72ZM80 129H82V128H80ZM115 129H117L116 127H115ZM115 129H114V127H113V129L111 128V131H112V133H113V131H114V133L116 132V133H119L118 131L120 130H116L115 131ZM169 129V128H168ZM19 130V129H18ZM22 130V129H21ZM35 129H32V131H34ZM126 130V129H125ZM125 130H124V132H125ZM128 130V129H127ZM159 130V129H158ZM55 130H53V132H54ZM58 131V130H57ZM143 131V130H142ZM163 131V130H162ZM181 131V130H180ZM34 132H36V131H34ZM46 132V131H45ZM47 132H48V130H47ZM67 132H69V130L67 131ZM66 132V133H67ZM70 132H71V130H70ZM129 132V131H128ZM19 133V132H18ZM29 133V132H28ZM58 133H59V131H58ZM57 133V134H58ZM80 133V132H79ZM81 133H84V132H81ZM126 133H127V131H126ZM139 133V132H138ZM171 133H168V134H170V136L172 135ZM55 134H56V131H55ZM55 134H53V136L55 135ZM69 136H70V134L69 133H67ZM119 134H121V133H119ZM21 135V134H20ZM31 135V134H30ZM49 135H51V133L49 134ZM79 135V134H78ZM80 135H82V134H80ZM123 135V134H122ZM126 135V134H125ZM144 135H146V137L144 136ZM161 135V134H160ZM32 136H34V135H32ZM59 136V137H60ZM61 136V137H62ZM76 136V135H75ZM121 136V135H120ZM143 136L145 137V138H143ZM165 136H167L168 137V135L166 134ZM169 136V137H170ZM7 137V136H6ZM22 137V136H21ZM37 137V136H36ZM55 137V136H54ZM68 137V136H67ZM66 137V138H67ZM71 137V136H70ZM78 137V136H77ZM126 137H127V135H126ZM72 138V137H71ZM119 138V137H118ZM117 138V139H118ZM123 138V137H122ZM30 139V138H29ZM37 139H38V137H37ZM50 139V138H49ZM63 139V138H62ZM70 139V138H69ZM73 139H75V138H73ZM78 139V138H77ZM116 139V140H117ZM120 139V138H119ZM201 139V140H200ZM36 140V139H35ZM40 140V139H39ZM60 140H61V138H60ZM71 140V139H70ZM115 140V139H114ZM121 140V139H120ZM124 140H125V136H124ZM26 141V140H25ZM74 142H75V140H73ZM78 141H79V139H78ZM109 141V140H108ZM121 141H123V140H121ZM39 142H41V141H39ZM80 142V141H79ZM119 142V141H118ZM124 142V141H123ZM12 143V142H11ZM42 143V142H41ZM82 143V142H81ZM80 143V144H81ZM74 144V143H73ZM202 145V144H201ZM81 146H82V144H81ZM130 146H131V144H130ZM128 147V146H127ZM36 148V147H35ZM35 148H34V150H35ZM72 148V147H71ZM70 148V149H71ZM125 148V147H124ZM215 148V147H214ZM217 148V147H216ZM81 149V148H80ZM218 149L219 150H224V148L222 147H218ZM204 150V149H203ZM206 150V149H205ZM94 151V150H93ZM113 151H115V150H102V151H100L98 154H97V156H96V152H95V156H96V159H95V161L94 160H92V161H94L95 163H98V162H102V164H104L103 163V158H105V157H107L108 155L110 156V155H113L115 152H113ZM90 152V151H89ZM98 152V151H97ZM39 153V152H38ZM93 153V152H92ZM57 154V153H56ZM89 154V153H88ZM222 154H224V152L222 153ZM249 154H250V152H249ZM66 155H68V157L66 156ZM92 155V154H91ZM91 155H90V157H91ZM94 155V154H93ZM115 155V154H114ZM230 155V154H229ZM241 154H240V156H242ZM251 155V154H250ZM89 156V155H88ZM248 156V155H247ZM247 156H244L245 158L247 157ZM47 157V156H46ZM115 157V156H114ZM250 157V156H249ZM48 158V157H47ZM54 158V157H53ZM63 158H65V160L63 159ZM89 158V157H88ZM206 159H207V157H205ZM211 158V157H210ZM229 158V157H228ZM233 158H237L236 156L235 157H233ZM242 157H240V159H241ZM251 158V157H250ZM45 159V158H44ZM61 161H60V160ZM68 159V161H69V163H67L66 162V160ZM108 159V158H107ZM239 159V158H238ZM238 159H236V162H238ZM243 159V158H242ZM116 161V160H115ZM206 161V160H205ZM240 161V160H239ZM242 161V160H241ZM240 161V162H241ZM104 162H106L105 160H104ZM239 162V163H240ZM93 163V162H92ZM109 163V162H108ZM204 163V162H203ZM213 163V162H212ZM224 163V162H223ZM242 163V162H241ZM241 163H240V165H241ZM245 163V162H244ZM247 163V162H246ZM110 164V163H109ZM108 164V165H109ZM200 164V166L202 165L201 163H199ZM199 164L197 165V166H199ZM207 164V163H206ZM35 165V164H34ZM74 165L76 166V168L74 167ZM93 165H94V163H93ZM98 165V164H97ZM195 165V166H194ZM216 165V164H215ZM238 165V164H237ZM237 165H235V166H237ZM12 166V165H11ZM103 166V165H102ZM232 166V165H231ZM249 166V165H248ZM247 166V167H248ZM98 167H101V166H98ZM203 167V166H202ZM205 167V166H204ZM203 167V168H204ZM210 167V166H209ZM227 167L229 168V169H231L230 167H229V165H227ZM233 167V166H232ZM242 167V166H241ZM240 167V168H241ZM83 168V167H82ZM92 168V167H91ZM108 168V167H107ZM106 168V169H107ZM113 168H114V165H113ZM40 169V168H39ZM76 169V170H75ZM101 169V168H100ZM103 169H104V167H103ZM202 168L200 167V171L202 172V170H201ZM205 169V168H204ZM209 169V168H208ZM245 169V168H244ZM252 169V168H251ZM250 169V170H251ZM228 170V169H227ZM255 170H254V172H255ZM34 171H35V169H34ZM100 171V170H99ZM113 171V170H112ZM213 171V170H212ZM253 171V170H252ZM15 172V171H14ZM38 172V171H37ZM42 172V171H41ZM91 172V171H90ZM102 172V171H101ZM100 172V173H101ZM206 172V171H205ZM226 172V171H225ZM228 172H230V171H228ZM247 172H249L248 171V169H247V171H246V173ZM12 173V172H11ZM107 173V172H106ZM233 173L235 174V172H234V170H233ZM232 173V174H233ZM249 173H251V171L249 172ZM12 174H14V173H12ZM17 174H19V173H17ZM30 174V173H29ZM82 174V173H81ZM207 174V173H206ZM224 174V173H223ZM234 174H233V176H234ZM237 174V173H236ZM241 174V175H242ZM254 174V173H253ZM28 175V174H27ZM91 175V174H90ZM96 175V174H95ZM199 175V174H198ZM248 175V174H247ZM89 176V175H88ZM97 176H98V173H97ZM227 176H228V174H227ZM232 176V177H233ZM237 176V175H236ZM235 176V177H236ZM239 176V175H238ZM237 176V177H238ZM82 177V176H81ZM94 177V176H93ZM210 177V176H209ZM231 177V176H230ZM240 177V176H239ZM247 177V178H248ZM35 178H36V176H35ZM90 178V177H89ZM96 178V177H95ZM208 178V177H207ZM211 178V177H210ZM221 178V177H220ZM83 179V178H82ZM81 179V180H82ZM85 179V178H84ZM83 179V180H84ZM94 179V178H93ZM99 179H100V177H99ZM173 179V178H172ZM205 179V178H204ZM235 179V178H234ZM245 179V178H244ZM16 180V179H15ZM80 180V181H81ZM206 180V179H205ZM222 181L224 180V179H221ZM93 181V180H92ZM213 181V180H212ZM217 181V180H216ZM225 181H226V179H225ZM230 181V180H229ZM245 181V180H244ZM12 182V181H11ZM17 182V181H16ZM145 182V181H144ZM201 182H202V179H201ZM4 183H5V181H4ZM7 183V182H6ZM14 183V182H13ZM12 183V184H13ZM19 183V182H18ZM99 183V182H98ZM101 183V182H100ZM146 183V182H145ZM144 183V184H145ZM208 183H210V182H208ZM221 183V182H220ZM219 183V184H220ZM2 184H3V182H2ZM15 184V183H14ZM161 184V183H160ZM168 184V183H167ZM201 184H203V183H201ZM206 184V186L208 187V185H207V183H205ZM211 184H214V185H216L214 182L212 183H210V185ZM41 185H42V183H41ZM80 185V184H79ZM95 185V184H94ZM103 185V184H102ZM191 185V186H190ZM199 185V189L201 188L202 189V187H200V184H198ZM197 185V186H198ZM204 185V184H203ZM218 185V184H217ZM2 186V185H1ZM98 186H100V185H98ZM148 186V187H149ZM163 186V185H162ZM166 186V185H165ZM224 186L225 185H223V188H224ZM236 186H238V187H236ZM6 187V186H5ZM4 187V188H5ZM7 187H8V185H7ZM6 187V188H7ZM22 187V186H21ZM41 187V186H40ZM94 187V186H93ZM93 187H91V188H93ZM186 187V186H185ZM203 187H205V185L203 186ZM211 186H209V188H210ZM219 187H221V186H219ZM226 187V186H225ZM14 188V187H13ZM17 188V187H16ZM95 188V187H94ZM97 188V187H96ZM100 188V187H99ZM150 188H152V187H150ZM161 188H163V190H164V187H161ZM174 187H172V189H173ZM231 188H230V190H231ZM249 188V189H248ZM98 189V188H97ZM96 189V190H97ZM101 189H100V191H101ZM166 189V188H165ZM177 189H176V191H177ZM204 189V188H203ZM224 189H226L227 190V188H224ZM245 191V193H244V197H246V198H248V199H246V200H248L249 201V203L250 204H247L246 203V201H244L243 200V196L241 197V195L240 194H238L239 193V191H243V190ZM7 190V189H6ZM9 190V189H8ZM19 190V189H18ZM99 190V189H98ZM163 190L161 189V190H159V191H162L163 192ZM168 190H171V189H168ZM167 190V191H168ZM174 190H175V188H174ZM173 190V191H174ZM181 190V191H182ZM206 190H208V189H206ZM262 190H264V189H262ZM22 191V190H21ZM77 191L79 192L78 194H77ZM152 191V190H151ZM165 191V190H164ZM176 191H174L176 194H177V192ZM181 191H180V194L179 195H181ZM1 192V191H0ZM3 192V191H2ZM41 192V191H40ZM95 192V191H94ZM166 192V191H165ZM164 192V193H165ZM170 192V191H169ZM174 192H173V194H174ZM179 192V191H178ZM200 192H203V190L201 191L200 190ZM18 193V191H16V194ZM96 193H98L97 191H96ZM101 193V192H100ZM106 193V194H105ZM161 193V192H160ZM171 193V192H170ZM262 193H264V191H262ZM146 193H144V195H145ZM163 194V193H162ZM166 194H168V192L166 193ZM228 194V193H227ZM230 194V193H229ZM102 195V197H104ZM170 195V194H169ZM261 195V194H260ZM9 196V195H8ZM17 196H19V195H17ZM96 196V195H95ZM101 196V195H100ZM142 196V195H141ZM201 196H199V197H201ZM1 197V196H0ZM3 197H7V195L5 194ZM3 197H1V201H0V261L1 260H3V262L4 261H6L7 263H8V261L11 259H13L14 260V256L15 255H17L18 256V258H17V260L19 259L20 260V262H24L25 260V258H27V259H30V256L29 255H31L32 256V259L31 260H36V261H34V262H32L31 264H35V263H38L39 264V260H40V255H38L39 253H37L36 251H35V249L32 251V250H27V249H25L24 247H23V249H25V251L24 252H28V254L29 255H27L26 256V253L24 254L23 253V251L21 250V249H17L16 250V247H20L21 245H19L20 243H21V235H22V229L20 228L21 226H20V218L18 217V216H15V214L17 213L15 210H14V206H12V204H11V202H10V200H9V202H8V204H3V202L5 201L4 199H2ZM98 197H99V194H98ZM262 197V196H261ZM165 198H168L167 196L165 197ZM178 198V197H177ZM177 198L175 199L176 201H179V200H177ZM183 198V197H182ZM99 199V198H98ZM100 199H102L101 197H100ZM141 199V198H140ZM171 199V198H170ZM179 199H181V197H179ZM192 199H193V197H192ZM195 199H196V197H195ZM208 199V198H207ZM20 200V199H19ZM89 200H91V201H89ZM103 200H104V198H103ZM103 200L101 201V202H103ZM262 200H264V199H262ZM140 201V200H139ZM139 201H137V202H139ZM159 201V200H158ZM163 201V200H162ZM161 201V202H162ZM175 201V202H176ZM183 201V200H182ZM185 202H186V200H184ZM184 201H183V204H184ZM200 201H202L201 199H200ZM212 201V200H211ZM100 202V201H99ZM100 202V203H101ZM203 202V201H202ZM243 202H245V204L244 205H242L241 207L240 206H238V205H241ZM163 203V202H162ZM167 203H168V201H167ZM171 203V202H170ZM173 203V202H172ZM177 203H179V202H177ZM189 203V201L187 202V204ZM206 203H208V202H206ZM209 203H211L210 201H209ZM22 204V203H21ZM20 204V205H21ZM24 204V203H23ZM72 204V203H71ZM164 204V203H163ZM169 204V203H168ZM181 204H182V202H181ZM181 204H179V205H181ZM99 205V204H98ZM101 205V204H100ZM165 205V204H164ZM209 205V204H208ZM155 206V205H154ZM159 206V205H158ZM175 206V205H174ZM174 206H172L171 205V208L172 207H174ZM189 207L188 205H186L185 204V207ZM211 206H212V203H211ZM255 206V205H254ZM35 207V206H34ZM62 207H63V205H62ZM87 207V208H88ZM139 207V206H138ZM137 207V208H138ZM165 207H169V205L168 206H165ZM164 207V208H165ZM181 207V206H180ZM209 207H210V205H209ZM88 208V209H89ZM159 208V207H158ZM183 208H184V206H183ZM59 209V208H58ZM157 209V208H156ZM169 209H170V207H169ZM168 208H167V210H168V212L169 213H167V210L165 211V214H167V215H162L161 213H160V216H157V218H153L152 220H153V223H147V224H149V226L150 227H148V229H156L157 227H160V226H158V225H160L161 224V226L163 225V224H170V223H168V222H170L171 221V225L172 224H174L173 226H172V228H170L169 227V229H173V230H175V229H178L177 227L180 225V223L179 224H177L176 222V218H173V217H171V213L172 212H170V210H169ZM177 209H178V207H177ZM180 209H182V208H180ZM30 210V209H29ZM54 210V209H53ZM60 210V209H59ZM179 210V209H178ZM185 210H187V209H185ZM58 210H56V212H57ZM66 211V210H65ZM157 211V210H156ZM156 211H155V213H156ZM161 211V210H160ZM160 211H158V212H160ZM162 211H163V209H162ZM180 211H182V210H180ZM240 211H242V212H240ZM86 212V211H85ZM158 212H157V215H158ZM175 212H176V210H175ZM184 212V211H183ZM233 212V211H232ZM231 212V213H232ZM235 212V213H236ZM68 213V212H67ZM70 213V212H69ZM82 213V215H83V212H81ZM87 213V212H86ZM178 213V212H177ZM180 213V212H179ZM186 213H188V210H187V212ZM235 213L233 214V216L235 215ZM250 213V212H249ZM260 213V212H259ZM56 214V213H55ZM142 214V213H141ZM168 214H170L169 216H168ZM182 214V213H181ZM40 215V214H39ZM38 214L36 215V216H39ZM70 215V214H69ZM68 215V216H69ZM81 215V216H82ZM84 215H85V213H84ZM83 215V216H84ZM143 215V214H142ZM155 215V214H154ZM153 214H152V217L154 216ZM175 215V214H174ZM176 215H178V214H176ZM183 215L185 216L186 214H184L183 213ZM183 215L181 216V218L183 219ZM205 215V214H204ZM230 215V214H229ZM228 215V216H229ZM237 215V214H236ZM56 216V215H55ZM165 216V217H164ZM194 216V215H193ZM232 216V215H231ZM237 216V217H238ZM247 216V215H246ZM63 217V216H62ZM178 217H180V215H178ZM190 217V216H189ZM249 217V216H248ZM253 217H256L255 215L253 216ZM253 217H251V218H253ZM41 219H42V217H40ZM44 218V217H43ZM46 218V217H45ZM87 219V217H84V219ZM90 218V217H89ZM149 218V217H148ZM166 218V219H165ZM180 218V219H181ZM187 218V217H186ZM185 218V219H186ZM226 218V217H225ZM228 218V217H227ZM38 220H39V218H37ZM150 219L151 218H149V221H150ZM173 219H175L174 220V223L172 222V220ZM179 219V218H178ZM180 219H179V221H180ZM194 219V218H193ZM193 219L192 218H190V221L192 220L193 221ZM254 220H256V218H253ZM253 219H251V220H253ZM63 220V219H62ZM77 220V219H76ZM80 220V221H79ZM118 220H121V222L120 221H118ZM148 220V219H147ZM151 220V221H152ZM184 220V219H183ZM183 220H181L180 222H182ZM189 220V219H188ZM199 220V219H198ZM197 220V221H198ZM203 220V221H204ZM249 220H250V218H249ZM248 220V221H249ZM261 220V219H260ZM259 220V221H260ZM3 221V222H2ZM22 221H23V219H22ZM64 221V222H65ZM91 221H89V222H91ZM118 221V222H117ZM176 221V222H175ZM185 221V220H184ZM183 221V222H184ZM234 221V222H233ZM236 221H237V219H236ZM238 221H239V218H238ZM261 221H264V220H261ZM260 221V222H261ZM39 222H41V221H39ZM44 222V221H43ZM45 222H46V220H45ZM80 222V223H79ZM86 222V221H85ZM117 222V223H116ZM146 222V221H145ZM229 222L231 223V224H229ZM251 222V221H250ZM249 222V223H250ZM258 222V221H257ZM42 223V222H41ZM114 223V224H113ZM187 223V227L190 225H188V223H190L189 221L188 222H186ZM198 224H201V223H199V221L197 222ZM237 223V222H236ZM144 224H146V223H144ZM144 224H141V225H144ZM183 223H181V225H182ZM241 224V223H240ZM262 224V223H261ZM43 224H41V226H42ZM64 225H63V227H64ZM87 225V224H86ZM166 225V226H167ZM194 225H195V223H194ZM259 225V224H258ZM45 225H43V227H44ZM48 226H50L49 224H48ZM65 226V227H66ZM88 226H89V223H88ZM110 226V227H109ZM168 226H170V225H168ZM193 226V225H192ZM197 227L199 226V225H196ZM237 226V227H236ZM249 226H251V224H249ZM262 226H264V225H262ZM25 227V226H24ZM120 227H127V229L128 230H126L125 232H117V230L120 228ZM146 227V226H145ZM165 228V226H162V228ZM42 228V227H41ZM45 228H46V226H45ZM53 228V227H52ZM77 228V227H76ZM83 228V227H82ZM109 228V232L106 234V236L105 237H101L102 236V234L104 233V232H106V230ZM161 227H160V232H162L161 231V229H162ZM181 228V230H182V227H180ZM190 227H188V229H189ZM238 228V229H237ZM250 228V227H249ZM47 229V228H46ZM63 229V228H62ZM147 229V228H146ZM165 229H167V227L165 228ZM169 229L167 230V231H169ZM191 229H193V227L191 228ZM261 229H264V228H260V230ZM26 230V229H25ZM44 230V229H43ZM48 230H49V228H48ZM67 230V229H66ZM71 230V229H70ZM75 230V229H74ZM158 230V229H157ZM158 230V231H159ZM234 230V231H233ZM259 230V229H258ZM64 231V230H63ZM124 231V230H123ZM148 231V230H147ZM147 231H146V233H147ZM154 231V230H153ZM175 231H177V233L179 232V230H175ZM175 231L174 232H172L171 234L173 235V234H175ZM74 232V231H73ZM149 232V231H148ZM151 232V231H150ZM157 231H155V233H156ZM171 232V231H170ZM170 232H169V235H170ZM229 232V231H228ZM242 232V233H243ZM258 232V231H257ZM258 232V233H259ZM158 233V232H157ZM156 233V235H158ZM166 233V232H165ZM189 233H190V229H189ZM42 234V233H41ZM66 233H62V236H64ZM71 234V233H70ZM143 234V233H142ZM152 234V233H151ZM150 234V235H151ZM159 234H161V233H159ZM164 234V233H163ZM162 234V235H163ZM228 234H230V233H228ZM249 234V233H248ZM48 235H50V232H49V234ZM147 235H149V234H147ZM171 235V236H172ZM177 235V234H176ZM227 235V234H226ZM251 235H252V233H251ZM256 235V234H255ZM254 235V236H255ZM259 235V234H258ZM41 236V235H40ZM144 236V235H143ZM161 236V235H160ZM159 236V237H160ZM165 236V235H164ZM166 236H167V234H166ZM170 236V237H171ZM179 236V235H178ZM176 237L175 235H174V237L175 238H177V239H179L180 238V236L179 237ZM183 236V235H182ZM26 237H27V235H26ZM55 237V236H54ZM159 237L157 238V237H153V238H151V236H148L147 238H146V240H145V243H147L148 241H149V243L150 244H152V242H157L158 240L157 239H159ZM169 237V236H168ZM28 238H29V236H28ZM30 238H32V236L30 237ZM37 238V237H36ZM35 238V239H36ZM39 238V237H38ZM37 238V239H38ZM51 238V237H50ZM63 238V237H62ZM73 238L75 239H77L76 240V242H75V244H72L73 242ZM161 238L163 239V237L161 236ZM165 238V237H164ZM174 238V239H175ZM36 239V240H37ZM44 239V238H43ZM42 239V240H43ZM64 239V238H63ZM62 239V240H63ZM143 239V240H142ZM162 239H160L161 240V242H159V243H161V245L164 243V241L162 242ZM167 239V238H166ZM165 239V241H168L169 240V238H168V240H166ZM171 239L173 240V238L171 237ZM171 239H170V241H171ZM27 240V239H26ZM30 240H34V239H30ZM29 240V241H30ZM45 240L47 241V239L45 238ZM52 240V239H51ZM164 240V239H163ZM219 241V243L218 242H216V241ZM258 240V241H259ZM50 240L48 239V242H49ZM65 241V240H64ZM147 241V242H146ZM22 242H23V240H22ZM47 242V243H48ZM60 242V241H59ZM172 242V241H171ZM171 242H169L170 244H171ZM216 242V243H215ZM29 243V242H28ZM35 243V240H34V242H32L31 243V245L32 244H34ZM39 243H40V238H39ZM42 243H43V241H41V246H43L45 243H43V245H42ZM54 243V242H53ZM61 243H63V241L61 242ZM149 243H147L148 244V246H149ZM57 244V243H56ZM133 244V243H132ZM132 244H131V247H132ZM146 244V245H147ZM157 244V243H156ZM169 244V245H170ZM23 245V244H22ZM40 245V244H39ZM53 245V244H52ZM55 245V244H54ZM68 245H71L70 246V248H68L67 246ZM107 246V250L104 252V253H102V254H100L99 255V253H97V251L100 249V248H102L103 246ZM166 245H168V243L166 244ZM169 245H168V247H169ZM24 246V245H23ZM27 246V245H26ZM30 246V245H29ZM28 246V247H29ZM36 246H38V245H36ZM46 246V245H45ZM45 246H43V248L45 247ZM47 246H49V245H47ZM47 246H46V248H47ZM134 246V245H133ZM143 246H144V244H143ZM156 247L157 248V246L154 244L153 245V247ZM163 246V245H162ZM31 247V246H30ZM40 247V246H39ZM122 247V246H121ZM125 247V246H124ZM128 247V246H127ZM130 247V246H129ZM137 247H135V249L137 248ZM152 246L150 245V248H151ZM158 247H159V245H158ZM161 247V246H160ZM167 247V246H166ZM21 248V247H20ZM38 248V247H37ZM59 248H60V246H59ZM123 248V247H122ZM134 248V247H133ZM149 248V247H148ZM155 248V249H156ZM165 248V247H164ZM164 248H161L160 250H164L165 251V249ZM31 249V248H30ZM49 249V248H48ZM104 249V248H103ZM102 249V250H103ZM106 249V248H105ZM129 249V248H128ZM143 249H144V247H143ZM142 249V250H143ZM154 249V250H155ZM158 249V248H157ZM38 250H39V248H38ZM132 250V249H131ZM145 250H146V247H145ZM148 250H150V249H148ZM147 250V251H148ZM153 249H152V251L151 252H153L154 251ZM22 251V253H20ZM40 251V250H39ZM121 251V250H120ZM130 251V250H129ZM133 251V250H132ZM136 251V250H135ZM140 251V250H139ZM168 251V250H167ZM41 252V255L44 253V250H43V252H42V250L40 251ZM49 252V256H51V254H53V251H51V249H50V251H48ZM138 252V251H137ZM150 252V251H149ZM155 252V255H150V259H148V260H146V258H145V260H146V262H145V260H144V263L143 262H141L139 259V261L141 262V263H138V264H152V263H155V264H164L165 262H167L168 260H167V258L168 257H166V255L163 257L162 255L160 256H156V252H159V249H158V251H154ZM162 252V251H161ZM160 252V253H161ZM170 253V252H169ZM130 254H132L131 252H130ZM129 254V255H130ZM135 255H136V253H134ZM141 254V253H140ZM153 254V253H152ZM159 253H157V255H158ZM172 254V253H171ZM170 254V255H171ZM28 256H29V258H28ZM137 256V255H136ZM151 256H152V258H151ZM169 256V255H168ZM40 257V258H39ZM138 257V256H137ZM136 257V258H137ZM187 257V258H186ZM50 258V257H49ZM199 258V259H198ZM8 261H7V260ZM130 257L128 258V260L129 261H125L127 264H135V261H134V259H132L131 261H130ZM169 259V258H168ZM195 259V260H196ZM247 259V258H246ZM113 260H112V262H113ZM122 260V261H123ZM137 260V261H138ZM142 260V261H143ZM192 260L190 259V261L192 262ZM14 261H16V259L14 260ZM27 261V260H26ZM42 261V260H41ZM117 261V260H116ZM138 261V262H139ZM170 261H172V259L171 260H169L168 262H170ZM2 262V261H1ZM10 262V261H9ZM17 262V261H16ZM27 262H29V261H27ZM25 263L24 262V264H28V263ZM31 262V261H30ZM63 262V261H62ZM105 262V261H104ZM124 262V261H123ZM247 262V261H246ZM13 263V262H12ZM15 263V262H14ZM42 263V262H41ZM71 263V262H70ZM103 263V262H102ZM114 263V262H113ZM137 263V262H136ZM172 264H173V262H171ZM193 263V264H194ZM4 264H5V262H4ZM16 264V263H15ZM21 264V263H20ZM69 264V263H68ZM73 264V263H72ZM75 264V263H74ZM100 264V263H99ZM105 264H109V263H107V262H105ZM115 264H117V263H115ZM166 264V263H165ZM168 264H170V263H168ZM192 264V263H191Z\"/></svg>",
    "mask_w": 264,
    "mask_h": 264
}]
</instances>
